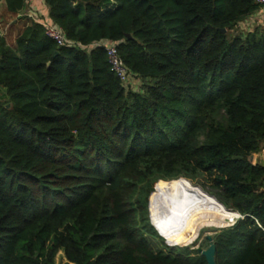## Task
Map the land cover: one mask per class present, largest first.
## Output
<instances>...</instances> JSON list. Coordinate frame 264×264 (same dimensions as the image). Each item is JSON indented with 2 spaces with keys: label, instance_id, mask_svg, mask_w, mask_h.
Returning a JSON list of instances; mask_svg holds the SVG:
<instances>
[{
  "label": "trees",
  "instance_id": "1",
  "mask_svg": "<svg viewBox=\"0 0 264 264\" xmlns=\"http://www.w3.org/2000/svg\"><path fill=\"white\" fill-rule=\"evenodd\" d=\"M42 2L73 44L34 21L13 44L0 34V264H207L151 223L149 206L178 245L165 207L182 194L240 213L213 235L216 264H264L256 0ZM98 41L117 44L129 83Z\"/></svg>",
  "mask_w": 264,
  "mask_h": 264
},
{
  "label": "bare ground",
  "instance_id": "2",
  "mask_svg": "<svg viewBox=\"0 0 264 264\" xmlns=\"http://www.w3.org/2000/svg\"><path fill=\"white\" fill-rule=\"evenodd\" d=\"M193 195L195 196L176 197L167 211L168 219L174 225V235L182 245L191 243L202 227H223L238 215L235 210L224 204L222 206L209 197Z\"/></svg>",
  "mask_w": 264,
  "mask_h": 264
},
{
  "label": "crops",
  "instance_id": "3",
  "mask_svg": "<svg viewBox=\"0 0 264 264\" xmlns=\"http://www.w3.org/2000/svg\"><path fill=\"white\" fill-rule=\"evenodd\" d=\"M40 3L45 6L42 0H26V6L22 10L13 14L6 9L3 1L0 2V34L5 37V40L8 44H13L20 31L26 26L29 21H31L25 17V14L27 12H47L45 7H43ZM246 23H258L264 27V16H260L258 9L256 13L247 18ZM2 91L3 89L0 88V92L4 94V92ZM253 162H259L264 165V143L262 144L260 150L253 154ZM59 252H61L62 255L60 261H57L56 259L57 263H61L66 260L63 251L60 250Z\"/></svg>",
  "mask_w": 264,
  "mask_h": 264
},
{
  "label": "built area",
  "instance_id": "4",
  "mask_svg": "<svg viewBox=\"0 0 264 264\" xmlns=\"http://www.w3.org/2000/svg\"><path fill=\"white\" fill-rule=\"evenodd\" d=\"M259 4V13L260 16H264V0H256ZM25 17L31 21L37 22L44 27L45 33L55 40L59 45H71L73 42H70L62 29L56 26L53 21L48 16V13L37 12V11H29L25 14ZM101 46L105 49L109 63L111 65V69L116 74V76L125 84L131 81L130 74L121 59L117 44L114 42H95L91 44L89 47ZM234 221V220H233Z\"/></svg>",
  "mask_w": 264,
  "mask_h": 264
},
{
  "label": "rangeland",
  "instance_id": "5",
  "mask_svg": "<svg viewBox=\"0 0 264 264\" xmlns=\"http://www.w3.org/2000/svg\"><path fill=\"white\" fill-rule=\"evenodd\" d=\"M40 1V0H39ZM41 4V3H40ZM42 5V4H41ZM43 6V5H42ZM43 7H45V9L47 10V7L46 6H43ZM46 13H48V12H46ZM29 20V19H28ZM181 178V177H180ZM183 178H185V177H183ZM171 180V179H170ZM188 181H190L193 185H195V186H198V187H200V188H202L203 190H205L201 185H200V183H199V181L198 182H193V181H191V180H189V179H187ZM166 181V180H165ZM165 181H163L162 182V184H161V193H162V185H163V183L165 182ZM205 191H207V190H205ZM208 192V191H207ZM209 193V192H208ZM152 194V193H151ZM182 195H184L185 196V194H182ZM190 197H194L195 195H189ZM185 198H187V197H185ZM195 198H198V197H195ZM209 198H211V197H209ZM211 199H213V198H211ZM173 200H174V198H172L171 200H170V203H168L167 204V206L165 207V216H166V219L168 220V222L169 223H171V225H172V227H173V229L171 228V233H172V235H173V239H174V241L178 244V245H171L167 240H166V238L162 235V233H161V231L157 228V226L153 223V220H152V216H151V211H150V206H149V215H150V220H151V223H152V225L154 226V228L156 229V231H157V233L164 239V242L168 245V246H172V247H184V246H190V248L191 249H197V247H202L203 249H207L208 247H209V245H210V241L207 239V236L209 235V236H211L212 238H213V235L215 234V233H217L218 232V230L219 229H222V228H225V227H228V226H231L232 225V223L238 218L237 216L234 218V221L232 220V222H229V224H227V225H225V226H223V227H214V226H204V227H202L201 229H200V231H199V233H198V235H197V237L193 240V242H191V243H189V244H185V245H181L178 241H177V239H176V237H175V235H174V225H173V223L168 219V216H167V211H168V209L170 208V206H171V204H172V202H173ZM214 200V199H213ZM187 201H189V200H187ZM215 201V200H214ZM216 202V201H215ZM217 203V202H216ZM222 203V202H221ZM223 204V203H222ZM223 206V205H222ZM226 207V206H225ZM237 212V211H236ZM237 213H239V212H237ZM240 214V213H239ZM238 214V216H240ZM148 235V237H149V239H150V241H151V243H152V245H153V247L155 248V249H158L159 247H161V244H160V239L159 238H157L156 236H151V235H149V234H147ZM213 242H214V240H213ZM61 252H58L57 253V257H56V259H57V261H60V259H61Z\"/></svg>",
  "mask_w": 264,
  "mask_h": 264
},
{
  "label": "water",
  "instance_id": "6",
  "mask_svg": "<svg viewBox=\"0 0 264 264\" xmlns=\"http://www.w3.org/2000/svg\"><path fill=\"white\" fill-rule=\"evenodd\" d=\"M222 30L225 31V29H222ZM7 106L9 107L10 104H7ZM250 160L251 161L253 160V154L250 156ZM237 217H239V216L237 215ZM207 239L210 241L209 247L207 249H203L202 247H197V251L201 255H203L205 257L207 264H216V260H215V243L213 242V238L211 236L208 235Z\"/></svg>",
  "mask_w": 264,
  "mask_h": 264
}]
</instances>
